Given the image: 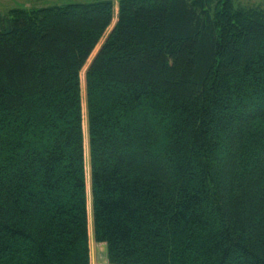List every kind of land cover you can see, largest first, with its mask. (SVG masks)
Masks as SVG:
<instances>
[{"label":"trees","instance_id":"obj_1","mask_svg":"<svg viewBox=\"0 0 264 264\" xmlns=\"http://www.w3.org/2000/svg\"><path fill=\"white\" fill-rule=\"evenodd\" d=\"M113 8L0 13V264H264V11Z\"/></svg>","mask_w":264,"mask_h":264},{"label":"rangeland","instance_id":"obj_2","mask_svg":"<svg viewBox=\"0 0 264 264\" xmlns=\"http://www.w3.org/2000/svg\"><path fill=\"white\" fill-rule=\"evenodd\" d=\"M99 0H0V13L5 14L10 9L16 8V7H22L26 9L31 8H38V7H45V6H57V5H64L68 3H89V2H95ZM114 5V21L111 25V27L106 32L107 36L111 30L113 29L116 20H117V13H118V3L119 0H112ZM236 4L247 7V8H256L264 11V0H235ZM105 39V38H104ZM104 39L99 43V45L96 47L94 53L92 54L91 58L88 61V64L91 63L97 52L99 51L102 43L104 42ZM85 70L82 72V97H83V113H84V124H85V132H86V141H87V122H86V106H85ZM86 183H87V189H89L90 185V175H89V167H88V141L86 143ZM89 196V195H88ZM90 207V202H89ZM91 209H89L90 212ZM91 213V212H90ZM90 222V219H89ZM92 239V240H91ZM92 242V243H91ZM89 248H90V262L91 264H108L107 258H106V247L104 244H98L94 241L93 236L90 238L89 242Z\"/></svg>","mask_w":264,"mask_h":264},{"label":"bare ground","instance_id":"obj_3","mask_svg":"<svg viewBox=\"0 0 264 264\" xmlns=\"http://www.w3.org/2000/svg\"><path fill=\"white\" fill-rule=\"evenodd\" d=\"M84 130H85V124H84ZM86 133V132H85ZM86 135V134H85ZM87 143V141H86ZM89 186V189H87V192H88V195H90V185ZM89 201L88 202H91V199L90 197L88 198ZM89 209H91V207H88ZM93 236V227H92V219H91V213H90V223H89V237L91 238ZM92 240V239H91ZM92 243V242H91Z\"/></svg>","mask_w":264,"mask_h":264}]
</instances>
